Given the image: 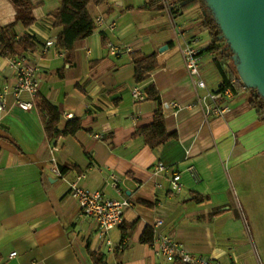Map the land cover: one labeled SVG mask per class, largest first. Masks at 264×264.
Returning <instances> with one entry per match:
<instances>
[{"label":"crops","instance_id":"obj_1","mask_svg":"<svg viewBox=\"0 0 264 264\" xmlns=\"http://www.w3.org/2000/svg\"><path fill=\"white\" fill-rule=\"evenodd\" d=\"M149 1L90 2V18L81 19L77 30L54 26L60 0H30V27L16 22L11 0H0V28L15 23L17 38L40 42L36 51L20 55L37 66L38 93L59 108L57 128L81 120L74 135L49 140L36 106L20 109L9 94L0 122V264H94L88 249L103 253L105 264H173L152 242L140 241L157 219L163 221L158 231L190 252L225 264H264V209L249 211L241 187L248 183L249 163L264 157L256 91L238 85L231 98L219 101L227 110L206 117L210 101L203 97L237 74L232 55L203 0H193L185 11L179 9L182 0H169L177 7L170 15L165 7L142 9ZM62 31L74 46L72 65L56 46ZM84 31L90 34L79 38ZM192 37L198 39L203 88L191 80L180 51ZM48 41L54 45L44 54ZM110 45L120 51L112 53ZM135 51L155 53L158 62L140 83L134 82ZM13 77L0 55V83L11 84ZM149 85L159 100L147 97ZM135 86L144 99L130 96ZM170 101L176 105L162 108ZM159 106L167 132L177 138L150 148L133 134L153 121ZM53 145L59 147L54 154ZM159 162L166 167L161 174L155 173ZM175 173L178 189L169 183ZM74 183L131 202L107 237H98L94 221L80 216L70 195Z\"/></svg>","mask_w":264,"mask_h":264},{"label":"built area","instance_id":"obj_2","mask_svg":"<svg viewBox=\"0 0 264 264\" xmlns=\"http://www.w3.org/2000/svg\"><path fill=\"white\" fill-rule=\"evenodd\" d=\"M167 12L172 14L174 9L173 4L169 0H161ZM105 19L103 16L97 18V22L102 24ZM54 44L52 41L46 42L43 47V53L45 54L50 47ZM109 49L112 53H118L120 48L110 45ZM126 49H129L126 47ZM181 54L184 59V64L187 69L191 80L197 87H205L204 80L200 78V63H199V48L198 39L196 37L190 38L185 44L180 47ZM8 67L14 74L13 83L1 84L0 83V122L9 109L8 96L12 94L14 96V105L23 110L31 109L35 106V96L38 93V80H37V66L29 61L25 54L11 55L5 57ZM238 85H244L242 79L238 74L228 79V82L223 84L220 88L214 92H208L203 97V102L209 100L210 103H205V116L210 113L214 115L223 114L227 110V105L221 100L229 99L234 94V89ZM245 86V85H244ZM27 94L29 99H23L22 95ZM134 101L144 99L145 95L139 86H135L131 90V95ZM174 101L164 102L162 108L175 106ZM72 114H68L71 117ZM59 150L58 145L51 147V153L54 154ZM166 167L162 162H159L156 166L155 173L161 174L165 171ZM58 176L61 173L56 171ZM180 174L175 173L169 178L170 187L172 189L179 188ZM70 195L75 198L79 206L80 216L83 218H90L97 227L98 237H107L110 230L119 227L124 220V211L131 204L126 199H114L109 197L103 188L90 190L84 188L77 183L72 184L70 188ZM162 220L157 219L151 224V228L154 231L155 238L152 243L156 246V250L159 254L165 258L169 263L181 262L184 264H225L218 259L205 257L203 255L195 254L192 251H188L181 246L175 238L170 234H162L158 231L162 225ZM15 251H12L10 255H14Z\"/></svg>","mask_w":264,"mask_h":264},{"label":"trees","instance_id":"obj_3","mask_svg":"<svg viewBox=\"0 0 264 264\" xmlns=\"http://www.w3.org/2000/svg\"><path fill=\"white\" fill-rule=\"evenodd\" d=\"M17 9L16 22L20 21L24 27H30L34 23L35 18L32 16V4L30 0H11ZM61 5L58 11L54 14V26L62 27L66 29L68 27L75 26L77 30L82 28L80 23L81 19H89V14L87 10V5L90 2L100 3L105 0H60ZM193 0H182L179 5L181 11L187 10ZM142 9H155L164 8L161 0H150L147 5L142 6ZM177 7L171 10L172 14L176 12ZM15 23L8 24L0 28V55L3 57H8L11 55H20L23 51H36L40 42L29 35H23L21 37H16L12 34L11 29ZM217 34H220L217 25L215 24ZM90 34V31H84L79 34L80 37H86ZM225 42V40H224ZM226 43V42H225ZM227 45V44H226ZM56 46L60 50L66 51V62L72 65L74 62V46L71 42H68L65 38L64 32L62 31L56 36ZM131 57L134 63V82H143L147 74L153 71L158 66L157 57L155 53L142 54L139 51L131 53ZM228 81H226L227 83ZM255 91V90H254ZM146 95L149 99L159 100L158 92L154 85H149L145 89ZM259 99V113L264 118V101L257 94ZM35 106L39 112V116L44 127L47 139L52 140L58 137H65L68 135H74L79 129H81L80 118L70 119L64 130H59L57 125L60 120L61 112L59 108L48 101L41 94L37 93L35 96ZM165 119L160 109V106L155 110L153 121L150 124L141 126L133 134L134 137H142L145 145L150 148L160 147V145L165 144L167 141L177 138V133H168L165 125ZM195 199H198L197 195H194ZM145 203V202H143ZM133 224L129 226L132 227ZM154 231L151 227L145 228L143 231L140 241L143 243H149L153 241ZM89 256L91 257L94 264H105L103 262V253L98 251H93L88 249ZM184 264V263H179Z\"/></svg>","mask_w":264,"mask_h":264},{"label":"water","instance_id":"obj_4","mask_svg":"<svg viewBox=\"0 0 264 264\" xmlns=\"http://www.w3.org/2000/svg\"><path fill=\"white\" fill-rule=\"evenodd\" d=\"M203 1L231 52L237 74L264 101V0Z\"/></svg>","mask_w":264,"mask_h":264},{"label":"rangeland","instance_id":"obj_5","mask_svg":"<svg viewBox=\"0 0 264 264\" xmlns=\"http://www.w3.org/2000/svg\"><path fill=\"white\" fill-rule=\"evenodd\" d=\"M226 51L231 55L228 48ZM247 173L248 183L241 186L244 203L249 211L256 214L257 210L264 209V157L262 160L249 163Z\"/></svg>","mask_w":264,"mask_h":264}]
</instances>
